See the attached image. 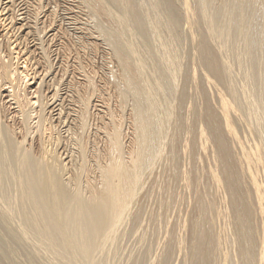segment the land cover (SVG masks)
Wrapping results in <instances>:
<instances>
[{"label": "bare ground", "instance_id": "1", "mask_svg": "<svg viewBox=\"0 0 264 264\" xmlns=\"http://www.w3.org/2000/svg\"><path fill=\"white\" fill-rule=\"evenodd\" d=\"M177 1H175V0H147V1H144V3H142L143 0L142 1L141 0L140 1L139 0H83L84 3L82 5H84V4L87 5L88 7H90V10L95 12V15H94L95 20L102 18V20L105 21V22H102V21L100 22V20H99L96 23V25H94V26H95L98 34L100 36H102L104 38V40L108 43L109 47H111V49H112L111 56L113 55V57H114L113 59H115L117 65H118L119 72H118V74L116 73L117 75H119V76H117L118 78H116V79H118V81H116L117 82L116 84L113 81V86H112L113 88H115V89H113V88L112 89L116 91L114 94L116 96L113 95L115 97L114 99L117 98L116 103H118V106L117 105H115V106L119 107L120 110H122V107H124L126 105L127 106L130 105V112L128 113V115L130 116V122L132 124V132L130 135L131 138H129L130 139L129 143L126 145L125 144L126 141H124V138L126 137V135L124 137V133L122 131V128L124 129L123 124H122V119H123L124 115L121 114L123 116V117H121V115H119V114L116 115L114 112L113 113L115 115L113 113L110 114V111L108 110L107 111L109 113V114L107 113L108 118L106 119V117H105V119L107 121H104V123H102L100 121L101 118L100 119L98 118L100 125L102 123L101 126H102L103 138L100 137V136H102L100 134V131L98 132L100 134L99 137L102 139V141L101 142H100V140L98 141L97 140V138H98L97 134L95 136V135H93V133H92L93 138L91 139L92 135L90 137L89 136L90 132H87V129L89 128L87 125V119H88V117H90V116H88L89 115L88 114V111H89L88 105H90L89 104L91 102L90 100L92 99V97H94V95H93L94 91L96 93L98 91L97 88L99 89V87H97L98 85H96V83L94 86V84H93L94 81L92 82V79L94 78L93 76H91L92 79L86 78V80H85L86 83L83 86L81 85V86L72 88L74 90L72 95L74 94L73 96H74L75 100H74L73 96L72 95L71 96L73 98L74 103L76 102V104H78V105L77 106L74 105L75 106V110H74L75 112L74 113L77 112L76 113L77 116L72 114L73 116L77 117V118L74 117L76 119V124H77V128L74 131L75 132L74 134L76 136H75V138L72 137L71 139H73V140L75 139L74 143H76L77 147H75V148H77V149H76L75 155L73 154V152L71 153L75 156L76 159L74 158L75 162H74L72 167L70 166L71 169H68V170H67V167L65 168V165H64L65 162H62L61 158L59 157V154H58L59 150L57 149L58 146H60L59 144L61 141H60L59 135L61 133L60 134L58 133L59 135L58 134L56 135L55 133H52V131H51L52 127L49 131L48 128L50 126L48 128L46 126L50 122L49 121L47 123V118L45 117V115L42 112V110L44 109V107L46 105L44 107L42 106L43 108H41V109L39 108L38 109L39 112H37L35 114V116L32 117V115H34V114H32V115L30 114V112L32 110L30 111L29 108H31V106L33 107L34 105H36V102H37L36 101V99H37L36 95L32 97V98H36V99H34V101H32V99H30V97L27 96V93H26L27 90L25 91L26 94L24 93V90L27 87L25 88L24 86H19V83L22 81L21 79L23 77H20V82H17V81H19V80H17L18 79L17 76H18L19 71H17L18 69L16 68V66L12 67V64L10 62L12 60V58H10V56L6 54L7 56H9V59H11V60H9V59L6 60L5 58L3 60H1L3 57L0 55V58L2 57L0 59V109L2 107L6 106V109L9 112H7L6 110L5 111L9 114L7 117L10 119V124H9V122H8V124H6L7 122L4 124L0 123V197H1V201L4 200V202H5L6 200H9L8 199L9 196L6 195V191H7L6 189H7V187H8V189L10 187H13L14 188V194H13L14 200L13 201L15 203V204H8V205L6 204V206H4V207L0 206L2 208V209L0 208L1 209L0 211H1L2 218L4 216L3 219H10L11 218V220H12V217H14L13 215L15 213L16 214L19 213V215L17 214L19 216L18 217L19 218L18 219L19 220V227H18V229L12 230L11 234H9V235H11V236L13 235V236L17 237L18 239H24L27 242H28L27 239H29L30 242L36 244V246L38 247V250L39 249L43 250L44 252H42V253H46L44 256H46V255L49 256V257L47 256L49 258L48 264H94L93 263V259H94L93 257H95L94 252H96L97 249H102L103 247H106L105 246L106 244H111L114 241L113 236L117 233L120 225L123 224V222L125 220H127V218H131L132 222L136 221L137 218H140L139 214H142L143 211L145 213V210L144 209L141 210V207H140L141 206L140 204L144 203L143 200H142L143 202H141L140 204L138 203V206L137 205L135 206V207H137V210L135 212H133L131 210L133 208V206H132L133 200L137 194V190L140 186V183H145V181L142 180L143 175L144 174L147 175L149 172L150 173L153 172V171H151V168L153 166H155V164H154L155 161L160 159L162 154L164 153L163 151H164V144L165 143L163 142V140L165 141L164 138H167V137H165V135H168V132H169V134L171 132V136H168V137H171L170 138L171 143L169 146V148H170L169 153H171L172 155L174 154L173 155L174 166H172V167H175L178 165L179 156L182 155L181 153H179V152H181L180 142H183V141H181L183 138L182 134L184 132V133H188V135H189V133L194 132V131H192V127H194L196 125L195 122L199 119H202V121L204 123V124L203 123L202 124L205 125L204 127L207 130V135L210 138V139L209 138L208 139L213 143L212 149H214V151H215L214 153H215V157H216V163L214 164L215 165L214 167H216V168L218 167V170H219V174H217V172L216 173L214 172L215 174L207 172L206 175L208 177L205 176V178H206V180H208V178H209V180H212L214 182V185H215V183H218L220 181L221 185L225 188V189H222V191L225 190L224 194L227 193V196H228L229 203L228 202H226V203H228L230 205V207L228 206V204L225 206L230 208V209L228 208L229 210L227 209L228 212L230 213V217L226 214L225 215L228 216V218H229V220L227 221V224L229 222L233 227V235H234V240H235L234 242L236 244L233 247L235 248V246H237V252H235V254H234L235 256L233 255L236 259V261H234V263H233V260L231 258L232 256H230L231 253L230 254H228V252L223 253V250H225V249L222 250V248H226V247H224L225 245L224 246L221 245L222 244L221 237L217 236L214 232V228L217 227V224H214L216 222L214 219L216 216H218V214H219L218 212H220V209L217 212L215 209L217 204L214 205L212 200H209L208 198H206L205 193H203V191L204 192L208 191V193H209V190L203 189V191H201L202 189L199 190V188H201V187H199V188H196L197 189L196 191L199 190L201 193L200 192L197 193V198L195 196L196 202H193V205H194V203H195V205L193 206L190 203H188L191 206H193V208L189 207L188 209L192 208L193 211H192V214H191V217L189 220L190 231L187 230L191 233V237H192L191 239H188L189 241L191 240L190 241L191 244L189 245L190 248H188L189 246L186 247L188 250L185 248L187 251H189L187 253L190 256L187 258V261L190 260L189 261L190 264H257V248H256L257 247V244H256L257 243V240H256V238H257V229H256L257 227L256 226L257 225L255 226L256 222L254 223L253 217L255 218L254 215H255V212H257V210L259 211V214L262 211V206L264 205V192L257 190L260 188L257 186V183L255 182L254 178H252L250 180L251 181V188L250 187L248 188V186H246L248 184L245 185L241 181V179H242L241 175L243 174V172H242L243 166L242 165L240 166L239 163H241V162L238 163L237 158H235L233 156V153L231 150L232 149L231 140H233V141L237 140L236 132L234 129V126H235L234 123H236V122L241 123L242 122L247 127L246 129H248V131H249L248 133H250V136H251V134H252V137L254 136V142L253 143H254L256 150H257V139L259 140V146L261 147V151L258 148L260 151V154L258 153V155H259V163H261V165H262L261 161L264 158L263 157L264 156V34H263L264 33V4H263V6H259V4L257 5L258 0H225L223 2L220 1L222 3H220L217 7L215 5L213 7L212 3H214V2H212L211 0H194L195 3L193 4L192 7H194L195 11L198 13V17H197L198 19L197 18L196 19L198 20L200 25L198 24L199 27L197 26V28L199 30L198 32L201 33V38H200L199 44H197V45H199V62H200L199 64L202 66V67L201 66H199V67L204 68V70L207 73V76H209L210 79L213 78L215 83L217 84V86L220 87V89H222L223 92H221L222 90L221 91L219 90L220 92L217 91L218 92V99H217L218 102L216 103V101H215L217 106L215 104H213L215 107H212L211 104H209L211 101L208 102V99L203 100L205 103H202L199 100L200 104L202 103V105L204 107V109H201L199 107L201 109V111L199 110L201 112V114H200V112H198L200 115L195 113V111L194 112L192 111L195 109H192V110L190 109L191 110L190 112L191 113L193 112V114H190V112H188L189 111L188 109H189V107H192V106H189L188 109L186 107V109L188 110L187 112L190 115H193V119L194 120L197 119L194 122L190 118H188V119H190L189 123H188L187 117H186V119H187L186 120L184 117L185 114L182 115V112H181V110L183 109L182 106L183 105L186 106V104H184V103L191 104V105L193 103L191 97H190V99H191L190 102H192V103L186 102V99H185L186 96H188V95H185V91L188 92L190 90L188 88L189 89L188 91L187 90L184 91V87H183L184 85L187 84L186 81L189 82V80H187L188 79L187 76L184 74L185 77L187 78L186 81H184V80L182 81V82H185V83H183L184 85L179 83L182 85L181 86L182 90L180 87H178V88H180L178 90L179 91L181 90V92L178 93L179 99L177 101V106L172 105L173 101L170 103L167 100V96L169 98L170 95L167 93V96H166V93H165L167 91V89H169L168 90L169 92H170V89L174 90L172 92L174 94L179 92L177 90V92L175 93V90H176L175 88L177 86L175 88L173 87V86H175L174 83L177 82V80H175L176 79L175 77L177 75L174 74L175 72L174 73L172 72L173 70H170L173 68L175 70H177V68L179 67V66L177 67V64H178L177 59H179V53L177 52V50H179L178 45L175 42L176 43L175 45H177L176 47L178 48L177 50L174 47L172 48V45H174L173 43L170 44V46L168 45L169 43H171V36L172 35L171 36H165L166 38L167 37L170 38V40H169L170 42L168 44H166L167 42H162V44L165 43L163 46L164 48L161 50V53L163 52V56H162L163 58H161V59L159 58L160 60H162L161 61L162 64L161 63L160 64L163 66V62H164V66L166 65L165 67L167 69L163 68L164 70L162 71L160 68V71L159 72L157 71V73H155L156 71L154 72L151 70L149 71V73H147L148 71L146 68L149 67L147 65L148 63L146 61H144L146 59L143 60L142 57L144 55L142 56V54L139 53L140 48L137 49L138 47H141V46H137L139 44L134 45V43H136L137 39H135L134 42H132L133 40H130V39H132V38L134 39V37L133 36L131 37L130 34H132V33L128 32L131 30V28L132 29L134 28L135 30L134 29L133 30L136 32V35L134 33L133 34L137 37L142 34L141 35L142 39L143 38L147 39V36H145V35H149L148 33H150V35L151 34L154 35V36L151 35L150 39H148V40H146V39L143 40L146 42L148 41L147 44L153 43V45L158 40L154 43V41L151 40V37H153V38L155 37V40H156V37L160 38L161 35L159 34V30L161 28H162V30L165 29L170 34L175 35V33H173V31L176 28L177 24H179L178 26H180V27L182 25V28H184L183 25L185 23H183V22H185V20L181 24L179 23V21L184 19L183 16L185 17V14L187 15L189 13H192V11L189 12L190 8L189 9L186 8L187 5H184V6L182 5L183 7H180L177 5L178 6L177 7L175 5V4H178ZM179 1H181V0H179ZM147 2H148V5H146ZM214 4H216V3H214ZM260 4H261V1H260ZM13 6H15V5H13ZM7 7L5 8L6 10H7ZM84 7H86V6H84ZM88 7H86V8H88ZM114 7L117 10H114L115 9ZM10 8L8 10H10ZM40 8H42V7L40 6ZM257 8H259V9H257ZM36 9H37V7L35 8V10ZM162 10L165 13H161ZM257 10L261 11V13H258L259 16H257V12H258ZM115 11H118V13ZM11 12H12V10H11ZM92 14H94V13H92ZM161 14H163L162 19H163V17H165V19L167 18V20L163 19L166 22L162 21L163 22L162 23L161 20L159 19L161 17ZM260 14L262 15V17L260 16ZM10 15H12V13ZM15 15H16V13H15ZM34 16H35V14H34ZM34 16H33V21L36 18V16H35V18H34ZM188 17H186V21H189V20H187ZM26 18H28V17H26ZM257 18H261V19L263 18V21H261L262 24L259 25V27L257 25V22L260 19L257 20ZM12 20H13V18H12ZM51 21H52V19H51ZM91 21H93V20L91 19ZM24 22H27V21H24ZM88 22H89V20H88ZM186 23H187L186 27H188L189 22H186ZM193 23H195V22H193ZM130 24H132V27L130 26ZM191 26H193V24ZM189 28H190V25H189ZM257 28H258L259 33H260V31H262L261 33H262L263 37L261 38V40L257 39V36H258L257 35L258 34ZM37 31H39V30H37ZM86 31H88V30H86ZM138 32L140 33L139 35L137 34ZM64 33L65 32H63V34ZM160 33H162V31ZM157 34L159 36H157ZM125 35H128L131 38H128V36H125ZM165 35H167V33H165ZM183 35H182V37L185 36V35L184 36ZM141 36H139V37H141ZM37 38H38V36H37ZM65 38H67V37H65ZM226 38H229V39H226ZM164 39L165 38H163L161 41H163ZM149 40L152 41V43ZM226 40H228V41L231 40V41L228 42ZM23 41H25V40H23ZM71 41H69L68 43L66 42V45L69 46ZM74 41H77V40H74ZM141 41L139 43H142ZM173 41H175V40H173ZM224 41L227 43H224ZM20 42H22V41H20ZM177 42H178V40H177ZM231 42L232 43L234 42L236 44L235 45L234 44L229 45V43L231 44ZM59 43H60V41H59ZM179 43L181 45L183 44L180 41H179ZM150 44L148 45V47L150 48L151 52H153L154 48ZM162 44L160 42L161 46H162ZM190 44H191V42H190ZM159 46H157V47L159 48ZM187 46H188V44H187ZM63 47H65V49H66V46H63ZM195 47H197V46H195ZM68 48L71 49L72 47H68ZM185 49H187V48H185ZM7 50H8V48H7ZM148 50L149 49H147V51ZM57 51H58V48H57ZM197 51H198V48H197ZM225 51L230 52V53H228L229 55L226 54L227 52L225 53ZM141 52H143V51L141 50ZM6 53H9V52H6ZM143 53H145V52H143ZM147 53L148 52H146V54ZM155 53H157V52H155ZM224 53H225V55H224ZM15 54H17V53H15ZM157 54H154V55L156 56ZM191 54H193V53H191ZM37 55H38V53H37ZM154 55H153V57H154ZM12 56L13 55H11V57ZM145 56L146 57L148 56V58H150L149 56H152V53H151V55H149V53H148V55H145ZM157 56H159V55H157ZM185 56L187 57V55H185ZM229 56H231V57L229 58ZM160 57H161V55H160ZM13 59H15V58H13ZM157 59H158V57H157ZM43 60H44V58H43ZM150 60H151V58H150ZM14 61H13V63H14ZM25 62H26V59H25ZM144 62L146 63L145 65H147V66L144 65ZM185 62H183V63H185ZM16 63H18V62L16 61ZM24 63L22 65V67L24 66ZM31 63H33V62H31ZM51 63H49V64H51ZM40 64H42V63H40ZM44 64H46V62ZM13 65H15V64H13ZM78 66H80V65H78ZM185 66H183V67H185ZM18 67H20V66L18 65ZM51 67H53V65ZM169 67H172V68L169 69ZM23 68H25V67H23ZM27 68H29V67H27ZM27 68H25L24 70H26ZM61 68H63V67H61ZM118 68H117V71H118ZM185 68H184V71L186 72ZM193 68H194V66H193ZM46 69H48V68H46ZM235 71L239 72V76L241 77L240 80L242 81V83L237 79L238 76L236 77L237 73L235 74L234 73ZM21 72H23V71H21ZM48 72H49V70H48ZM152 72H154V73L150 74ZM27 74L28 73H26V75ZM83 74H85V73H83ZM61 75H63V74L61 73ZM192 75L190 74L189 79L194 78ZM22 76H23V74H22ZM24 76H25V74H24ZM71 76H73V75H71ZM83 76H85V75H83ZM53 77H55V76H53ZM183 77L184 76H182L181 78H183ZM234 77H236V79H237V81H239L240 85L236 84V80ZM34 78H31V81ZM61 80H62V78H61ZM39 81H40V79H39ZM67 81H68V79H67ZM70 81H68V82L70 83ZM173 81H175V82H173ZM22 82H24V81H22ZM51 82H55V81L52 80ZM107 82H109V81H107ZM206 82L208 83L209 80L206 79ZM212 82H213V80H212ZM25 83H26V80H25ZM26 84L23 83V85H25V86H26ZM107 84H109V83H107ZM172 84H174V85L172 86ZM204 84H205V82H204ZM29 85L32 87V85H34V82H29ZM114 85H115V87H114ZM188 85H189V83H188ZM30 86H29V88H31ZM21 87H24L25 89H22V91H21L20 90ZM38 87L33 88L32 92L34 94L38 93V95H39V93L41 92V91H39L40 89ZM70 87H72V86L70 85ZM100 91H102V90H100ZM40 94L43 95L42 92ZM53 94H54V96L56 95L55 93H53ZM65 94H67V93H65ZM112 94H113V92H112ZM190 94H191V91H190ZM100 95H102V94H100ZM57 96H58V94H57ZM173 96H175V95H173ZM201 96H202V94H201ZM203 96H204V93H203ZM205 96L203 98H208ZM39 97H41V96H39ZM38 100H39V98H38ZM71 101H72V99H71ZM103 101H104V99H103ZM187 101H189V99ZM204 104H205V106H204ZM58 106H59V103H58ZM197 106H196V104L193 105V107H195V108ZM107 107H109V106L107 105ZM175 107H177V108H175ZM113 108H116V107H113ZM174 108L177 109V111ZM125 109H126V107H125ZM127 109H128V107H127ZM174 110L176 111L175 114H174ZM118 111H119V109H118ZM0 112H2V110ZM59 112L57 113L58 115H59ZM7 113H6V115H7ZM53 113H55V112H53ZM1 114L3 117V113H1ZM49 114H51V113H49ZM190 115H187V116L189 117ZM129 116H128V118H129ZM197 116H198V118L199 117L200 118L198 119ZM32 118L36 119V120H34L32 122L31 121V120H33ZM125 118H126V116H125ZM101 120L103 121V119H101ZM128 120H126V121H128ZM202 121L199 120L200 123ZM2 122H4V121L2 120ZM73 122H74V120H73ZM238 123H237V125H238ZM126 124L127 123H125V125ZM48 125H50V124H48ZM100 125H98V126L100 127ZM55 126H56V124H55ZM70 127L72 128L73 126H70ZM74 127L72 129L71 128L70 129L73 130ZM86 127H88V128H86ZM128 127H130V125ZM169 128H171L170 131H168ZM238 128H239V126H238ZM95 129H99V128L97 127ZM67 130H68V128H67ZM89 130L90 129H88V131ZM243 131H244V129H243ZM53 132H55V131H53ZM71 132H73V131H71ZM18 133L20 134V138H17V136H16V134H18ZM201 133H200V136H201ZM32 134L36 135V137H37V141H38V142L36 141L37 146L35 145V142H34L35 140L33 141L31 139L33 137ZM71 135H73V133H71ZM71 135H70V137H71ZM195 136H197V135H195V132H194L193 137H195ZM186 137H184V138H186ZM67 138H69V137H67ZM190 139H192V140H190ZM190 139L187 138V140L191 141V142L187 141L191 144L190 146H188V147H191V149H190L191 152H188V153L191 157L194 158L195 154H194L193 145H197V142L195 141L197 138L196 137L195 138L190 137ZM61 140H63V139H61ZM183 140H185V139H183ZM64 141H66V140H64ZM74 143H72V144H74ZM200 143H202V142H200ZM167 144H169V143H167ZM166 146H168V145H166ZM181 146H183V148H186V147H184V145H181ZM205 147H206V144H205ZM249 147H251V146H249ZM249 149H250V151H252L251 148H249ZM57 150H58V153H57ZM185 150H184V153H185ZM252 152L250 153V156L253 155ZM184 153H183V155H184ZM65 154H66V151H65ZM234 155H236V154H234ZM60 156H62V155H60ZM68 156H71V155H68ZM248 156H249V154H248ZM71 158H73V157H70V159ZM194 159L192 160V162L194 161ZM162 160H163V158H162ZM244 160L247 161V158ZM70 161H72V159L69 160V162ZM164 161H163V163H164ZM248 161H250V159H248ZM248 164L251 165L252 162H248ZM253 164H254V167L257 168V157L255 159V163H253ZM188 165H189V162L187 163V166ZM244 165H245V163H244ZM249 165L247 168L252 167V165L251 166H249ZM159 166L161 167L162 165L160 164ZM163 166H164V164H163ZM245 166H247V162H246ZM181 168H182V166H181ZM183 169H185V168H183ZM65 170L66 171L71 170V171H69L71 174V176H70L71 181H67V182L64 181L63 175L65 173ZM180 170H178V168L176 167L174 172L167 177V178H169L168 181L166 180L167 178L165 179V183L167 184L166 189H167V191L170 190V193H171V189L173 191L174 188H171V189H169V188L172 186L176 187L180 181L185 182V186L187 187L191 184L190 182L194 181V179H195L194 177H195L196 173L193 172V170L190 172L188 171L189 172L188 174H186L185 172H182V171H181L182 172L181 173ZM249 172H250V170H249ZM194 173H195V175H193ZM157 174L159 175L160 173H157ZM250 174H251V172H250ZM204 175H202V177ZM66 176H68V175H66ZM148 176L150 177L151 174ZM162 176L164 178V175H162ZM252 177H253V175H252ZM153 178H155L154 175H153ZM65 179H67V177ZM244 179H245V177H244ZM141 180L143 182H141ZM156 181L159 182L158 179ZM250 181H249V183H250ZM69 182H70L71 186L68 185ZM198 182H200V181L198 180ZM151 183L153 184V182H151ZM152 184L150 185L151 187H152ZM197 184H195V185H197ZM199 184L197 186H199ZM206 184L208 185V183H206ZM154 185L155 186H153V188L156 187L157 184L154 183ZM192 185L195 186L194 184H192ZM192 185H191V188L193 187ZM160 186H162V185L160 184ZM200 186H202V183ZM159 188H161V187H159ZM179 188L182 189L183 187H179ZM210 188H211V184H210ZM210 188L208 187L206 189H210ZM155 189L157 190L158 186ZM180 189H178V190H180ZM194 190H195V188H194ZM147 191L149 192L150 190H147ZM211 191H213V190H211ZM192 192L193 191H191L190 193H192ZM149 193H151V191ZM177 193H178V191H177ZM165 194H163V195H165ZM184 194H186V193H184ZM192 194H194V192ZM209 194L211 195V193H209ZM173 195L174 194L169 195V196H172L174 198ZM181 195H183V194H181ZM149 196H153V195L149 194ZM149 196L147 194L148 198H149ZM219 196L222 197V195H219ZM189 197H190V195H189ZM159 198H160V196H159ZM150 199H151V197H150ZM193 199H194V196H193ZM226 199H225V201H227ZM167 200H169V205H170V202L173 199L170 201V198L169 199L167 198ZM176 200H178V199H176ZM189 200H191V198ZM154 201H155V199H154ZM154 201H152V202H154ZM186 201H187V199H186ZM192 201L193 200H191V202ZM4 202L2 201L1 203H4ZM145 202L147 203V201H145ZM163 202H161V203H163ZM176 202H178V201H176ZM221 202H222V199H221ZM182 203H183V201H182ZM214 203H215V201H214ZM216 203H217V201H216ZM178 204H179V202H178ZM148 205L149 204H147V206H145L144 208L146 209L148 207ZM152 205H154V204H152ZM169 205H168V207L170 209ZM180 205H181V203H180ZM142 206H144V205L142 204ZM179 208L180 207H178V209ZM181 208H182V206H181ZM129 213H131L133 215L131 216V214H130L131 217H129ZM144 213L142 214L143 216L146 215V214L144 215ZM157 213H158V211H157ZM224 213L219 214V216L222 215L223 217H225ZM16 214H15V216H17ZM180 214L183 217V214L181 212H180ZM178 215H179V213H178ZM222 216H221V218H222ZM143 218H140V219L142 220ZM150 218H151V216H150ZM185 218H187V214H186ZM185 218H183V219H185ZM230 218H231L232 223L230 222ZM179 219H181V217H179ZM218 220H219V218H218ZM1 221H3V220H1ZM150 221H152V219ZM224 221H226V220H223V222ZM136 222H137L136 224L139 225L138 227H141L140 223L138 224V221H136ZM10 223H11V221H10ZM0 224H2V223H0ZM126 224H128V223H126ZM154 224H155V222H154ZM7 225H9V224H7ZM135 225L133 224V226H135ZM177 225H179V224H177ZM214 225H216V226L214 227ZM224 225L226 226V223ZM136 226L134 228H136ZM176 226H174L173 228H175ZM229 226H228V228H229ZM155 227H156V225H155ZM155 227H154V229H155ZM186 227H187V225L185 226V228ZM173 228H172V230L169 228L171 231V232L169 231L170 233H172ZM183 228H184V226H183ZM154 229H153V231H154ZM221 229H223V228H221ZM226 229H224V230H226ZM151 230H152V228H151ZM175 231H177L176 228H175ZM216 231H217V229H216ZM135 232L136 231L134 230V233ZM221 232H222V230H221ZM219 233H220V231H219ZM175 234H172L171 237L168 239L169 241L167 244L168 245L167 246V253L169 251L174 250L175 249L174 247L175 246L177 247V245L179 244L178 243L176 245V239H175L176 237L174 236ZM230 235L232 236V233H230ZM230 235H228V233H227V237ZM223 236H225V235H223ZM167 238H168V236H167ZM189 238H190V236H189ZM230 240H231V238H230ZM232 241H233V239H232ZM228 243H230V242H228ZM260 243H261V241H260ZM223 244H224V242H223ZM181 245L182 244H180V248H181ZM26 246H27V244H26ZM226 246L228 247L229 244H227ZM28 247H29V245H28ZM229 247L228 248L231 250V246H229ZM182 248H183V246H182ZM164 249L162 250V253L165 251ZM102 250H104V249H102ZM258 250H259V255H260L258 264H264V262H263L264 243L261 244V246ZM226 251H228V250H226ZM14 252H15V250H14ZM142 252H144V250ZM172 252H173V254L175 253V251H172ZM0 253H2V251H0ZM184 253H186V252H184ZM4 255L1 254L0 257L3 258ZM221 255H222V262L218 263V257ZM11 256H12V254H11ZM34 256H36V255L34 254ZM100 256H101V254H100ZM100 256H99V258H101ZM160 256H161V257H159L160 261H159V258H157V260L160 262V264H166L165 261L169 262V260H166V256H167L166 252H164V255H161V253H160ZM131 260L134 261L133 259H131ZM139 262L142 263V261H139ZM144 263H146V261ZM129 264H130V262H129ZM187 264H189V263H187Z\"/></svg>", "mask_w": 264, "mask_h": 264}, {"label": "rangeland", "instance_id": "2", "mask_svg": "<svg viewBox=\"0 0 264 264\" xmlns=\"http://www.w3.org/2000/svg\"><path fill=\"white\" fill-rule=\"evenodd\" d=\"M5 3H4V2ZM13 1V2H12ZM33 1V2H32ZM39 1V2H38ZM0 0V55L3 57H1L0 59L1 60H3L4 58L6 59V60H8L9 59V56H10V58H12V60L11 59H9V60H11L10 62H11V64H12V67H14V66H16V68L18 69L17 71H19V73H18V79L17 80H19V81H17V82H20V77H23L21 80L22 81H24V82H20L19 83V86H24V87H21V91H22V89H25L24 90V93H25V91H26V93H27V96L28 97H30V99H32V101H34V99H36V98H32L33 96H35L36 95V97H37V99H36V105H34L33 107L31 106V108H29V110L32 112H30V114L32 115V114H34V115H32V117H34L35 116V114L37 113V112H39L38 111V109L40 108H43L45 105V107H44V109L42 110V112H43V114L45 115V117L47 118V123L48 124H50V125H46L47 126V128L49 129V131H50V129H51V127H52V129H51V131H52V133H55L56 135L59 133H61L59 136H60V146H58V150H59V153H58V150H57V153L59 154V157L61 158V160H62V162H65L64 163V165H65V168L67 167V170L68 169H71V167L73 166V164H74V162H75V153H76V149L77 148H75V147H77L76 146V143H74L75 141V139L73 140V139H71L72 137L73 138H75V130H76V128H77V124H76V119L75 118H77V117H75V116H77V112L76 113H74L75 111V106L74 105H78V104H76V102L74 103V101H73V98H74V94L72 95V93H73V89L72 88H75V87H78V86H83L86 82H85V80H86V78H91L92 79V77L91 76H93L94 78L92 79V82L94 81V86H95V83H96V85H98L97 87H99V89L97 88V92L95 93V91H94V97H92V99L90 100L91 102L89 103L90 105H88V116H90V117H88V119H87V125H88V127H86V128H88V129H90L89 131H88V129H87V132H90V137H91V135H92V133H93V135H95L96 136V134H97V137L99 138H97V140L99 141L100 140V142L102 141V139L101 138H103V133H102V123H104V121H107L106 119L108 118V110L110 111V114H112L113 112L117 115V114H119V115H121V114H123L124 115V117L121 115V117H123V119H122V124H123V127H124V129L122 128V131H123V133H124V137H125V135H126V137L124 138V141H126L125 142V144L127 145L128 143H129V138H131V132H132V124H131V122H130V116L128 115V113L130 112V105H126V106H124V107H122V110H120V108L119 107H117L118 106V103H116V101H117V98L116 99H114L115 97L114 96H116V95H114L115 94V90H113V89H115V88H113L112 86H113V81L115 82V84L117 83L116 81H118V79H116V78H118L117 76H119V75H117L118 74V72H119V68H118V65H117V63H116V61H115V59H113L114 57H113V55L111 56V53H112V49H111V47H109V45H108V43L104 40V38L102 37V36H100L99 34H98V32L96 31V28H95V26L94 25H96V23L100 20V22L102 21V22H105L104 20H102V18L100 19H97V20H95V18H94V15H95V12H93L92 10H90V7H88L87 5H82L84 2H83V0ZM41 1V2H40ZM140 1V0H139ZM142 1V0H141ZM144 1H147V0H143V2L142 3H144ZM175 1H177V0H175ZM212 2H214V3H216V4H214V3H212V5H213V7H214V5L217 7L220 3H222L223 1H225V0H211ZM220 1H222V2H220ZM260 1H261V4H260ZM17 2V3H16ZM67 2V3H66ZM10 3V4H9ZM13 3V4H12ZM177 3L178 4H175L176 6L178 5V6H180V7H183L184 5H187V7L186 8H190L189 10V12H191L192 11V13H189V14H185V17L183 16V20H181V21H179V23L181 24L184 20H185V22H183V23H185L184 25H183V27L184 28H182V25H181V27L180 26H178L179 24H177V26H176V28L174 29V31H173V33H175V35L174 34H170L168 31H166L165 29L164 30H162V28L159 30V34L161 35L160 36V38L159 37H156V40H155V37L153 38V37H151V40H153L154 41V45H153V43H152V41H150L152 44H150V45H152V47L154 48H152L154 51L153 52H151V50H150V48L148 47V45L149 44H147V42L146 41H143L144 39H146V38H143L142 39V34L141 35H139L140 33L138 32L137 34L139 35V36H141V37H137V36H135L136 35V32L131 28V30L130 31H128V32H131L132 34H130V36L132 37H134V39L132 38V39H130V40H133L132 42H134V40L135 39H137L136 40V43H134V45L136 44H139V45H137V46H141V47H138L137 49H139L140 48V52L139 53H141L142 54V56L144 55H148V53H149V55H151V53H152V56H149L150 58H151V60H150V58H148V56L146 57H142L143 58V60L144 59H146V60H144V61H146L148 64V66L149 67H145L146 69H147V73H149V71L151 70V71H156L155 73H157V71L159 72L160 71V68H161V70L163 71L166 67V65L164 66V62H163V66L161 65L162 63H161V61L162 60H160L161 58H163L162 56H163V52L161 53V50L164 48L163 46H164V44H162V42H167L166 44H168L170 41V38L169 37H165V36H171V43H169L168 45L170 46V44H174V45H172V48L174 47L176 50L179 48V50H177V52L179 53V59H177V70H175L174 68L173 69H170V68H172V67H169V69L170 70H173L172 72L174 73V74H176L175 76V80H177V82H175V81H173V82H175L174 84H175V86H173L174 84H172V86L175 88L176 86V90H175V93L177 92V90L178 89H180L181 88V90H182V85L181 84H183V83H185V82H182L183 80L184 81H186V79L187 80H189V82L188 81H186V85H184L183 87H184V91L185 90H189L188 92H186L185 91V95H188V96H186V102H188V103H192V105L191 104H187V103H184V104H186V106L185 105H183L182 106V108L184 109H182L181 110V112H182V115L183 114H185L184 115V117H185V119H186V117H187V119L188 118H190L192 121H196V120H194L193 119V115H190V114H193V112L195 111V113H197L198 115H200L201 114V109H204V107H203V105H202V103H205L203 100H205V99H208V102L209 101H211L209 104H211V106L212 107H215L213 104H215L216 105V103L218 102V92H220L222 89H220V87H218L217 86V84L215 83V81H214V79L212 78V79H210V77L209 76H207V73H206V71L204 70V68H201L202 66L199 64L200 62H199V45H197V44H199V41H200V38H201V33L200 32H198L199 30H198V28H197V26L199 27V22H198V13L195 11V8L194 7H192L193 6V4L195 3L194 2V0H181V1H177ZM12 4V5H11ZM20 4V5H19ZM146 4V3H145ZM259 4V6H263V4H264V0H258L257 1V5ZM9 5V6H8ZM13 5H15V6H13ZM32 5V6H31ZM109 5V4H108ZM146 5H148V2H147V4ZM183 5V6H182ZM8 6V7H7ZM40 6L42 7V8H40ZM84 6H86V7H88V8H86V7H84ZM110 6V5H109ZM177 6V7H178ZM7 7V10L5 9ZM11 7V8H10ZM37 7V11L35 10V8ZM111 7V6H110ZM258 7V6H257ZM10 8V10H8ZM40 8V9H39ZM45 8V9H44ZM85 8V9H84ZM115 8V7H114ZM39 9V10H38ZM54 9V10H53ZM257 9H259V8H257ZM11 10H12V12H11ZM19 12H18V11ZM34 10V11H33ZM49 10V11H48ZM114 10H117L116 8L114 9ZM39 11V12H38ZM90 11V12H89ZM163 11V10H162ZM161 11V13H165L164 11L162 12ZM258 12H257V16H259V14L258 13H261V11L260 10H257ZM12 13V15H10L11 13ZM31 12V13H30ZM35 12V13H34ZM55 12V13H54ZM115 12H117L118 13V11H115ZM3 13V14H2ZM15 13H16V15H15ZM52 13V14H51ZM92 13H94V14H92ZM34 14H35V16H36V18H35V16H34ZM38 14V15H37ZM50 14V15H49ZM54 14V15H53ZM82 14V15H81ZM88 14V15H87ZM29 15V16H28ZM85 15V16H84ZM87 15V16H86ZM25 16V17H24ZM31 16V17H30ZM33 16H34V18H35V20L33 21ZM162 16H163V14H161V17L159 18L160 20H161V22L162 21H164V20H167V18L165 19V17H163V19H162ZM165 16V15H164ZM189 16V17H188ZM260 16L262 17V15L260 14ZM9 17V18H8ZM26 17H28V18H26ZM54 17V18H53ZM90 17V18H89ZM186 17H188L187 18V20H189V21H186ZM12 18H13V20H12ZM89 18V19H88ZM197 18V19H196ZM51 19H52V21H51ZM91 19L93 20V21H91ZM105 19V18H104ZM182 19V18H181ZM195 19V20H194ZM260 19V20H259ZM5 20V21H4ZM10 20V21H9ZM64 20V21H63ZM84 20V21H83ZM88 20H89V22H88ZM257 20H259L258 22H257V25H258V27H259V25H261L262 23H261V21H263V18L261 19V18H257ZM13 23H12V22ZM24 21H27V22H24ZM51 21V22H50ZM197 21V22H196ZM6 22V23H5ZM10 22V23H9ZM24 22V23H23ZM69 22V23H68ZM164 22H166V21H164ZM186 22H189L188 24L190 25V28H189V25H188V27H186L187 26V23ZM193 22H195V23H193ZM43 23V24H42ZM93 23V24H92ZM163 23V22H162ZM29 24V25H28ZM34 24V25H33ZM193 24V26H191ZM199 24V25H198ZM50 27H49V26ZM41 26V27H40ZM130 26L132 27V24H130ZM94 27V28H93ZM52 30H51V29ZM60 28V29H59ZM88 28V29H87ZM197 30H196V29ZM39 30V31H37V30ZM50 31H49V30ZM62 29V30H61ZM186 29V30H185ZM12 30V31H11ZM55 30V31H54ZM86 30H88V31H86ZM36 31V32H35ZM54 31V32H53ZM57 31V32H56ZM96 31V32H95ZM133 31V32H132ZM162 31V33H160ZM39 32V33H38ZM46 32V33H45ZM63 32H65L64 34H63ZM69 32V33H68ZM86 32V33H85ZM167 33V35H165V33ZM180 32V33H179ZM191 32V33H190ZM193 32V33H192ZM196 32V33H195ZM198 32V33H197ZM262 31H260V33H261ZM13 33V34H12ZM38 33V34H37ZM67 33V34H66ZM182 33V34H181ZM189 33V34H188ZM195 33V34H194ZM257 39H259V40H261V38L263 37V35H262V33L260 34L259 33V31H258V28H257ZM26 34V35H25ZM32 34V35H31ZM35 34V35H34ZM42 34V35H41ZM78 34V35H77ZM127 34V33H126ZM149 35H145V36H147V39L146 40H148V39H150V36L152 35H150V33H148ZM179 34V35H178ZM185 36H184V35ZM193 34V35H192ZM264 34V33H263ZM64 35V36H63ZM182 35L184 36V37H182ZM196 35V36H195ZM198 35V36H197ZM37 36H38V38H37ZM44 36V37H43ZM57 36V37H56ZM125 36H128V35H125ZM149 36V37H148ZM152 36H154V35H152ZM157 36H159L158 34H157ZM187 36V37H186ZM254 36V35H253ZM26 37V38H25ZM60 37V38H59ZM65 37H67V38H65ZM131 37H129L128 36V38H131ZM199 37V38H198ZM255 37V36H254ZM7 38V39H6ZM28 38V39H27ZM52 38V39H51ZM141 38V39H140ZM153 38V39H152ZM160 40H159V39ZM163 38H165L163 41H161ZM197 38V39H196ZM14 41H13V40ZM27 39V40H26ZM40 39V40H39ZM72 41H71V40ZM97 39V40H96ZM140 39V40H139ZM226 39H229V38H226ZM5 40V41H4ZM23 40H25V41H23ZM40 42H39V41ZM44 40V41H43ZM74 40H77V41H74ZM142 40V41H141ZM173 40H175V41H173ZM177 40H178V42H177ZM190 40V41H189ZM197 40V41H196ZM258 40V41H259ZM20 41H22V42H20ZM35 41V42H34ZM59 41H60V43H59ZM69 41H71V43H70V45L69 46H67L66 45V42L68 43ZM74 41V42H73ZM142 42V43H139V42ZM173 41V42H172ZM179 41L181 42V43H183L182 45L179 43ZM183 41V42H182ZM226 41H228V40H226ZM231 41V40H230ZM230 41H228V42H230ZM24 42V43H23ZM65 42V43H64ZM160 42H161V44H162V46L160 45ZM177 43V45H178V48L176 47L177 45H175L176 43ZM190 42H191V44H190ZM235 42V41H234ZM232 43L231 42V44L229 43V45H235L236 43ZM2 43V44H1ZM29 43V44H28ZM33 43V44H32ZM39 43V44H38ZM58 43V44H57ZM64 43V44H63ZM82 43V44H81ZM144 43V44H143ZM186 43V44H185ZM224 43H227V42H225L224 41ZM31 44V45H30ZM185 44V45H184ZM187 44H188V46H187ZM196 44V45H195ZM92 45V46H91ZM160 45V46H159ZM8 46V47H7ZM40 46V47H39ZM49 46V47H48ZM63 46H66V49H65V47H63ZM136 46V47H137ZM157 46H159V48L157 47ZM195 46H197V47H195ZM19 47V48H18ZM68 47H72L71 49H69ZM156 47V48H155ZM183 47V48H182ZM5 48V49H4ZM7 48H8V50H7ZM15 48V49H14ZM18 48V49H17ZM57 48H58V51H57ZM158 48V49H157ZM185 48H187V49H185ZM197 48H198V51H197ZM4 49V50H3ZM36 49V50H35ZM64 49V50H63ZM74 49V50H73ZM76 49V50H75ZM95 49V50H94ZM147 49H149L148 51H147ZM157 49V50H156ZM194 49V50H193ZM7 50V51H6ZM28 50V51H27ZM30 50V51H29ZM66 50V51H65ZM88 50V51H87ZM141 50L143 51V52H145V53H143V52H141ZM156 50V51H155ZM182 50V51H181ZM192 50V51H191ZM13 53H12V52ZM24 51V52H23ZM27 51V52H26ZM33 51V52H32ZM40 51V52H39ZM64 51V52H63ZM73 51V52H72ZM94 51V52H93ZM184 51V52H183ZM186 51V52H185ZM197 51V52H196ZM231 51V50H230ZM6 52H9V53H6ZM21 52V53H20ZM56 52V53H55ZM85 52V53H84ZM110 52V53H109ZM146 52H148L147 54H146ZM155 52H157V53H155ZM190 52V53H189ZM219 52V51H218ZM227 52V53H226ZM12 53V54H11ZM15 53H17V54H15ZM37 53H38V55H37ZM69 55H68V54ZM161 53V54H160ZM191 53H193V54H191ZM197 53V54H196ZM220 53V52H219ZM225 53L226 54H228V53H230V52H228V51H225ZM225 53H224V55H225ZM3 54V55H2ZM9 55V56H7V55ZM20 54V55H19ZM31 54V55H30ZM36 54V55H35ZM64 54V55H63ZM154 54H157V55H159V56H155ZM189 54V55H188ZM261 54V53H260ZM11 55H13L12 57H11ZM41 55V56H40ZM153 55H154V57H153ZM160 55H161V57H160ZM185 55H187V57L185 56ZM193 55V56H192ZM229 55V54H228ZM56 56V57H55ZM68 56V57H67ZM77 58H76V57ZM184 56V57H183ZM227 56V55H226ZM48 57V58H47ZM63 59H62V58ZM90 57V58H89ZM153 57V58H152ZM157 57H158V59H157ZM193 57V58H192ZM231 56H229V58H230ZM13 58H15V59H13ZM20 58V59H19ZM30 58V59H29ZM37 58V59H36ZM43 58H44V60H43ZM160 58V59H159ZM181 58V59H180ZM188 60H187V59ZM228 58V59H229ZM17 59V60H16ZM25 59H26V62H25ZM28 59V60H27ZM34 59V60H33ZM49 61H47V60ZM50 59V60H49ZM67 59V60H66ZM15 60V61H14ZM23 60V61H22ZM72 60V61H71ZM112 60V61H111ZM114 60V61H113ZM160 60V61H159ZM187 60V61H186ZM232 60V59H231ZM13 61H14V63H13ZM16 61L18 62V63H16ZM46 62V64H44L45 62ZM65 61V62H64ZM75 61V62H74ZM149 61V62H148ZM181 63H179V62ZM186 61V62H185ZM9 62V63H10ZM25 62V63H24ZM31 62H33V63H31ZM52 62V63H51ZM183 62H185V63H183ZM23 63H24V66L23 67H25V68H27V67H29V68H27L26 70H24L25 68H23L22 67V65H23ZM40 63H42V64H40ZM49 63H51V64H49ZM161 63V64H160ZM191 63V64H190ZM196 63V64H195ZM13 64H15V65H13ZM76 64V65H75ZM84 64V65H83ZM146 63L144 62V65H145ZM188 66H187V65ZM193 64V65H192ZM195 64V65H194ZM234 64V63H233ZM18 65L20 66V67H18ZM26 65V66H25ZM28 65V66H27ZM37 65V66H36ZM53 65V67H51ZM55 65V66H54ZM78 65H80V66H78ZM147 65H145V66H147ZM185 66V67H183V66ZM36 66V67H35ZM45 66V67H44ZM47 66V67H46ZM193 66H194V68H193ZM199 66H201V67H199ZM61 67H63V68H61ZM86 67V68H85ZM236 67V66H235ZM36 68V69H35ZM41 68V69H40ZM46 68H48V69H45ZM117 68H118V71H117ZM151 68V69H150ZM164 68V69H163ZM180 68V69H179ZM184 68H185V70H186V72L184 71ZM188 68V69H187ZM190 68V69H189ZM202 70H201V69ZM30 69V70H29ZM44 69V70H43ZM56 69V70H55ZM145 69V70H146ZM149 69V70H148ZM167 69V68H166ZM48 70H49V72H48ZM169 70V71H170ZM190 70V71H189ZM192 70V71H191ZM194 70V71H193ZM204 70V71H203ZM21 71H23V72H21ZM39 71V72H38ZM43 71V72H42ZM80 71V72H79ZM168 71V70H167ZM47 72V73H46ZM66 72V73H65ZM85 73V74H83V73ZM154 72H152V73H150V74H153ZM26 73H28L27 75H26ZM31 73V74H30ZM54 73V74H53ZM61 73L63 74V75H61ZM92 73V74H91ZM96 73V74H95ZM117 73V74H116ZM178 73V74H177ZM183 73V74H182ZM189 73V74H188ZM235 74L237 73V75H236V77L238 76V80L242 83V81L240 80L241 79V77L239 76V72L237 71H235L234 72ZM22 74H23V76H22ZM24 74H25V76H24ZM44 74V75H43ZM46 74V75H45ZM57 74V75H56ZM81 74V75H80ZM88 74V75H87ZM180 74V75H179ZM187 76V78L185 77V75ZM189 76H188V75ZM190 74L194 77V78H190L189 79V77H190ZM20 75V76H19ZM35 75V76H34ZM43 75V76H42ZM71 75H73V76H71ZM83 75H87L86 77L85 76H83ZM99 75V76H98ZM113 75V76H112ZM184 76L183 78H181L182 76ZM196 75V76H195ZM35 78H34V77ZM41 76V77H40ZM53 76H55V77H53ZM70 78H69V77ZM89 76V77H88ZM115 76V77H114ZM191 76V77H192ZM203 76V77H202ZM207 76V77H206ZM44 79H43V78ZM66 77V78H65ZM73 79H72V78ZM85 77V78H84ZM103 77V78H102ZM200 77V78H199ZM236 77H234L235 78V80H236V84L237 85H240L239 84V81H237V79H236ZM31 78H34L32 81H31ZM42 78V79H41ZM61 78H62V80H61ZM102 78V79H101ZM114 78V79H113ZM197 78V79H196ZM207 80H209V84L206 82V79ZM39 79H40V81H39ZM67 79H68V81H70L71 79V81H70V83L67 81ZM82 79V80H81ZM113 79V80H112ZM194 79V80H193ZM25 80H26V83H25ZM42 80V81H41ZM48 80V81H47ZM55 81V82H51V81ZM84 80V81H83ZM193 80V81H192ZM197 80V81H196ZM212 80H213V82H212ZM60 81V82H59ZM74 81V82H73ZM107 81H109V82H107ZM179 81V82H178ZM181 81V82H180ZM192 81V82H191ZM197 83H196V82ZM29 82H34V85H32V87L29 85ZM41 82V83H40ZM67 82V83H66ZM98 82V83H97ZM172 82V83H173ZM204 82H205V84H204ZM238 82V83H237ZM23 83L24 84H26V86L25 85H23ZM47 83V84H46ZM53 83V84H52ZM56 85H55V84ZM59 83V84H58ZM107 83H109V84H107ZM177 83V84H176ZM179 83H181V84H179ZM188 83H189V85H188ZM201 83V84H200ZM40 84V85H39ZM65 84V85H64ZM69 84V85H68ZM76 86H75V85ZM80 84V85H79ZM103 84V85H102ZM112 84V85H111ZM28 85V86H27ZM53 85V86H52ZM70 85L72 86V87H70ZM188 85V86H187ZM202 85V86H201ZM29 86L31 87V88H29ZM39 86V87H38ZM52 86V87H51ZM55 86V87H54ZM35 87H38L40 90L39 91H41L42 93H43V95H41L40 93H39V95H38V93H33L32 92V90H33V88H35ZM57 87V88H56ZM114 87H115V85H114ZM178 87H180V88H178ZM213 87V88H212ZM47 88V89H46ZM101 88V89H100ZM106 88V89H105ZM113 88V89H112ZM173 88V89H174ZM187 88V89H186ZM189 88V89H188ZM45 89V90H44ZM54 89V90H53ZM57 89V90H56ZM215 89V90H214ZM72 90V91H71ZM100 90H102V91H100ZM106 92H105V91ZM169 89H167V91L165 92L166 93V96H167V93L170 95V97L168 98V96H167V100L171 103L172 101L174 102H172V105H176L177 106V101H178V99H179V96H178V93H180L181 92V90L179 91V92H177L176 94H174V93H172L174 90H172V89H170V92L168 91ZM220 90V91H219ZM55 91V92H54ZM57 91V92H56ZM104 91V92H103ZM190 91H191V94L193 95H191L190 94ZM209 91V92H208ZM218 91V92H217ZM31 92V93H30ZM112 92H113V94H112ZM221 92H223V90L221 91ZM25 93V94H26ZM53 93H55L56 95L54 96V94ZM61 93V94H60ZM65 93H67V94H65ZM99 93V94H98ZM188 93V94H187ZM203 93H204V96L205 97H208V98H203L204 96H203ZM53 94V95H52ZM57 94H58V96H57ZM100 94H102V95H100ZM175 95V96H173V95ZM201 94H202V96H201ZM63 95V96H62ZM67 95V96H66ZM73 96V98H72V96ZM100 95V96H99ZM114 95V96H113ZM180 95V94H179ZM39 96H41V97H39ZM44 96V97H43ZM54 96V97H53ZM178 96V97H177ZM199 96V97H198ZM112 97V98H111ZM190 97L192 98V102H190L191 101V99H190ZM38 98H39V100H38ZM41 98V99H40ZM45 98V99H44ZM195 98V99H194ZM201 98V99H200ZM211 98V99H210ZM48 99V100H47ZM67 99V100H66ZM71 99H72V101H71ZM101 99V100H100ZM103 99H104V101H103ZM114 99V100H113ZM172 99V100H171ZM174 99V100H173ZM189 99V101H187ZM42 102H41V101ZM61 100V101H60ZM63 100V101H62ZM74 100H75V98H74ZM171 100V101H170ZM199 100H200V102H202L201 104H200V102H199ZM202 100V101H201ZM54 103H53V102ZM101 101V102H100ZM107 101V102H106ZM115 101V102H114ZM215 101H216V103H215ZM63 102V103H62ZM104 102V103H103ZM198 102V103H197ZM41 103V104H40ZM53 103V104H52ZM58 103H59V106H58ZM116 103V104H115ZM43 104V105H42ZM61 104V105H60ZM129 104V103H128ZM194 104H196V108L195 107H193V105ZM54 107H53V106ZM102 105V106H101ZM107 105L109 106V107H107ZM115 105H117V106H115ZM39 106V107H38ZM43 106V107H42ZM57 106V107H56ZM67 106V107H66ZM189 106H192V107H189ZM204 106H205V104H204ZM217 106V105H216ZM2 107V106H1ZM56 107V108H55ZM113 107H116V108H113ZM125 107H126V109H125ZM127 107H128V109H127ZM186 107H187V109H188V107H189V111L186 109ZM201 109H200V108ZM77 108V107H76ZM125 110H124V109ZM175 108H177V107H175ZM174 108V109H175ZM35 109V110H34ZM78 109V108H77ZM112 109V110H111ZM118 109H119V111H118ZM192 109H195V110H192L193 112L191 113L190 111ZM198 109V110H197ZM2 110V112H0V114L1 113H3V117H2V114L0 115V123H6V124H8V122H9V124H10V119L7 117L9 114L7 113V112H9L7 109H6V106H4V107H2L1 109H0V111ZM7 112H6V111ZM48 110V111H47ZM106 110V111H105ZM128 110V111H127ZM176 111H177V109H175ZM174 110V114H175V111ZM200 110V111H199ZM60 111V112H59ZM67 111V112H66ZM190 112V114L188 113V112ZM203 111V110H202ZM5 112V113H4ZM53 112H55V113H53ZM59 112V115L57 114ZM98 112V113H97ZM117 112V113H116ZM127 112V113H126ZM198 112H200V114L198 113ZM6 113H7V115H6ZM49 113H51V114H49ZM62 113V114H61ZM91 113V114H90ZM108 113V114H107ZM113 113V114H114ZM75 115V116H73V115ZM114 114V115H115ZM6 115V116H5ZM58 115V116H57ZM69 115V116H68ZM187 115H190L189 117L187 116ZM104 116V117H103ZM125 116H126V118H125ZM128 116H129V118H128ZM59 117V118H58ZM66 117V118H65ZM75 117V118H74ZM105 117H106V119H105ZM192 117V118H191ZM8 120H7V119ZM98 118L100 119H103V121L100 119V121L102 122L101 123V125H100V122L98 121ZM197 118H198V116H197ZM200 118V117H199ZM198 118V119H199ZM6 119V120H5ZM33 119V118H32ZM57 119V120H56ZM95 121H94V120ZM129 119V120H128ZM186 119V120H187ZM190 119H188L187 121H188V123H189V120ZM2 120L4 121V122H2ZM34 120H36V119H33V120H31L32 122L34 121ZM70 120V121H69ZM73 120H74V122H73ZM126 120H128V121H126ZM200 121H202V119H199ZM199 120H197L195 123H196V125L194 126V127H192V131H194L195 132V135H197V136H195L197 139L195 140L196 142H197V145H193V148H194V158L193 157H191L190 155H189V153L188 152H191L190 151V149H191V147H188V146H190L191 144L189 143V142H191L190 140H192V139H190V137L191 138H195V137H193V135H194V132H191V133H189V135H188V133H184L183 132V138H182V140L181 141H183V142H180V150H181V152H179V153H181L182 155H180L179 156V159H178V161L180 162H178V165L177 166H175V167H172V166H174V160H173V155L171 154V153H169L170 151V148H169V146H170V143H171V137H168V136H171V132H170V134H169V132H168V135H165V137H167V138H164L165 139V141L163 140V142L165 143L164 144V153L162 154V156H161V158L160 159H158L157 161H155V166H153L152 168H151V171H153V172H149L147 175L146 174H144L143 175V177H142V180L143 181H145V183H140V186H139V188H138V190H137V194H136V196H135V198H134V200H133V208L131 209L133 212H135L136 210H137V207H135L136 205L138 206V203L140 204L141 202H143L144 201V203H142L144 206H142V204H140L139 206L141 207V210L142 209H144L145 210V213H144V211H143V213H144V215L145 216H143L142 214H139V216H140V218H143L142 220L140 219V218H137V220L136 221H138V224L140 223V226L141 227H138L139 225H137L136 223V221H133L132 222V220H131V218H127V220H125L124 222H123V224H121L120 225V227H119V229H118V231H117V233L112 237L113 239H114V241L111 243V244H106L105 246L106 247H103L102 249H104V250H102V249H97V253L96 252H94V256L95 257H93L94 259H93V263L94 264H129V262H130V264H160V258L159 257H161L160 256V253H161V255H164V252H166V254H167V256H166V260H169V262L168 261H165V263L166 264H187V263H189L190 264V260H188L187 261V258L188 257H190L189 256V254L187 253V252H189V251H187L188 249L186 248V247H188L190 244H191V240L189 241L188 239H191L192 237H191V233L189 232L190 231V229H189V220H190V217H191V214H192V211H193V206L195 205V203H194V205H193V202H196L195 200V196H196V198H197V193H199L200 191V189H202L201 191H203V189L204 190H209V193H211V195L208 193V191L207 192H204L203 191V193H205V195H206V198H208L209 200H212V202H213V204L214 205H216V207H215V209H216V211L218 212L219 211V209H220V212H218L219 214H223L224 212V216L225 217H223L222 215H220L219 216V214H218V216H216L215 217V221L217 222H215L214 224H217V227H215L216 225H214V232H215V234L217 235V236H219V237H221V241H222V246H224V247H226V248H222V250L223 249H225V250H223V253H227L228 252V254H230V256H232L231 258H232V260H233V263H234V261H236V259H235V252H237V246H235V248L233 247L234 245H236L235 244V240H234V235H233V227H232V225L228 222V224H227V221L229 220V218H228V216L230 217V213L228 212V210L230 209L229 207H230V205L228 204L229 203V200H228V196H227V193L226 194H224L225 193V190H223L222 191V189H225L222 185H221V183H220V181L218 182V183H215V185H214V182L212 181V180H209V178H208V180H206V178H205V176L206 177H208L206 174H207V172L209 173H212V174H215L216 172H217V174H219V170H218V167L216 168V167H214L215 165V163H216V157H215V151H214V149H212L213 148V146H212V142L209 140L210 138L208 137V135H207V130H206V128L204 127L205 125H203L204 123H203V121L200 123L199 122ZM89 121V122H88ZM130 122V123H129ZM191 122V121H190ZM75 123V124H74ZM93 123V124H92ZM125 123H127L126 125H125ZM129 123V124H128ZM194 123V124H195ZM203 123V124H202ZM237 123L238 122H236V123H234L235 124V126H234V129H235V132H236V138H237V140L236 141H233V140H231V146H232V153H233V156L235 157V158H237V161H238V163L239 162H241V163H239L240 164V166L242 165L243 167H242V172H243V176L241 175V181L246 185V184H248V185H246V186H248V188L250 187L251 188V179L252 178H254V180H255V182L257 183V186L260 188V189H257L258 191H262V192H264L263 190H264V158H263V160L261 161L262 162V165H261V163H259V155H258V153L260 154V151H261V147L259 146V140L257 139V150H256V148H255V146H254V136L252 137V134H251V136H250V133H248L249 131H248V129H246L247 127L241 122H239L238 123V125H237ZM33 124V123H32ZM55 124H56V126H55ZM100 125V127L98 126V125ZM60 125V126H59ZM97 125V126H96ZM130 125V127H128ZM70 126H75L74 127V129L73 130H71L72 128L70 127ZM96 126V127H95ZM238 126H239V128H238ZM55 127V128H54ZM71 129H70V128ZM93 127V128H92ZM99 128V129H95V128ZM122 127V126H121ZM59 128V129H58ZM67 128H68V130H67ZM128 128V129H127ZM205 128V129H204ZM55 129V130H54ZM57 129V130H56ZM70 129V130H69ZM170 129L171 128H169V130L168 131H170ZM243 129H244V131H243ZM67 130V131H66ZM97 132H96V131ZM130 130V131H129ZM237 130V131H236ZM48 131V130H47ZM53 131H55V132H53ZM71 131H73V132H71ZM100 131V134L102 135V136H100L99 137V132ZM130 133H129V132ZM57 132V133H56ZM96 132V133H95ZM202 132V133H201ZM71 133H73V135H71ZM127 133V134H126ZM129 133V134H128ZM197 133V134H196ZM200 133H201V136H200ZM19 134V133H18ZM18 134H16V136H17V138H20V134L18 135ZM249 136H248V135ZM33 135V134H32ZM70 135H71V137H70ZM93 135H92V137H91V139L93 138ZM187 137H186V136ZM204 136V137H203ZM207 136V137H206ZM238 136V137H237ZM67 137H69V138H67ZM87 137V136H86ZM184 137H186V138H184ZM203 137V138H202ZM249 137V138H248ZM31 138V137H30ZM187 138L188 139H190V140H187ZM209 138V139H208ZM34 142H35V145L37 146V137H36V135H33V137L31 138ZM61 139H63V140H61ZM68 139V140H67ZM183 139H185V140H183ZM64 140H66V141H64ZM71 140V141H70ZM168 140V141H167ZM239 140V141H238ZM37 141V142H36ZM167 141V142H166ZM187 141H189V142H187ZM200 142H202V143H200ZM68 143V144H67ZM72 143H74V144H72ZM167 143H169V144H167ZM72 144V145H71ZM196 144V143H195ZM205 144H206V147H205ZM34 145V146H35ZM166 145H168V146H166ZM181 145H184V147H186V148H183V146H181ZM66 146V147H65ZM196 146V147H195ZM249 146H251V147H249ZM75 149H74V148ZM167 149H166V148ZM205 147V148H204ZM62 148V149H61ZM67 148V149H66ZM234 148V149H233ZM249 148H251L252 149V151H250V149ZM255 148V149H254ZM260 149V151H259V149ZM64 149V150H63ZM66 149V150H65ZM70 149V150H69ZM186 149V150H185ZM197 149V150H196ZM207 149V150H206ZM68 150V151H67ZM184 150H185V153H184ZM209 150V151H208ZM65 151H66V154H65ZM166 151V152H165ZM213 151V152H212ZM259 151V152H258ZM73 152V154H71ZM187 152V153H186ZM253 153V155L252 156H250V153ZM63 153V154H62ZM173 153V152H172ZM183 153H184V155H183ZM170 154V155H169ZM197 154V155H196ZM234 154H236V155H234ZM248 154H249V156H248ZM60 155H62V156H60ZM67 157H66V156ZM68 155H71V156H68ZM188 155V156H187ZM202 155V156H201ZM245 155V156H244ZM184 156V157H183ZM254 156V157H253ZM69 157V158H68ZM70 157H73V158H71L72 159V161H70L69 162V160H71L70 159ZM165 157V158H164ZM247 158V161L246 160H244V159H246ZM256 157H257V168L256 167H254V164L253 163H255V159H256ZM264 157V156H263ZM68 158V159H67ZM75 158V159H74ZM162 158H163V160H162ZM194 159V161L192 162V160ZM67 159V160H66ZM244 161H243V160ZM248 159H250V161H248ZM162 160V161H161ZM165 160V161H164ZM187 160V161H186ZM241 160V161H240ZM253 160V161H252ZM163 161H164V163H163ZM182 161V162H181ZM247 162V166H245L246 165V162ZM69 162V163H68ZM166 162V163H165ZM189 162V165L187 166V163ZM209 162V163H208ZM248 162H252V167L250 168H247L248 167V165L250 164H248ZM185 163V164H184ZM195 165H194V164ZM244 163H245V165H244ZM67 164V165H66ZM153 164V165H154ZM157 164V165H156ZM162 165L161 167L159 166V165ZM163 164H164V166H163ZM182 164V165H181ZM184 164V165H183ZM192 164V165H191ZM166 165V166H165ZM171 165V166H170ZM198 165V166H197ZM213 165V166H212ZM217 165V164H216ZM251 165H249V166H251ZM71 166V167H70ZM181 166H182V168H181ZM245 166V167H244ZM69 167V168H68ZM164 167V168H163ZM176 167L178 168V170H180V172L182 171V172H185L186 174H188L190 171H192L193 170V172H195L196 173V175H195V173L193 174V175H195V179H194V181H192V182H190L189 184V186H185V182H182V181H180L179 182V184L176 186V187H174V186H172V187H170L169 189H171V188H174L173 189V191H172V189H171V193H170V190H168L167 191V189H166V183H165V179L169 176V175H171L173 172H174V170L176 169ZM194 167V168H193ZM183 168H185V169H183ZM193 168V169H192ZM199 168V169H198ZM161 169V170H160ZM195 169V170H194ZM216 169V170H215ZM248 169V170H247ZM252 169V170H251ZM255 169V170H254ZM185 170V171H184ZM249 170H250V172H251V174H250V172H249ZM69 171H71V170H69ZM69 171H66L65 170V173H64V175H63V179H64V181H71V174H70V172ZM156 171V172H155ZM189 171V172H188ZM201 171V172H200ZM246 171V172H245ZM181 172V173H182ZM192 172V173H193ZM199 172V173H198ZM204 172V173H203ZM215 172V173H214ZM256 172V173H255ZM157 173H160L159 175L157 174ZM168 173V174H167ZM198 173V174H197ZM245 173V174H244ZM253 173V174H252ZM68 175V176H66V175ZM151 174V176L149 177L148 175H150ZM204 175L203 177H202V175ZM153 175H154V177L155 178H153ZM162 175H164V178H163V176ZM166 175V176H165ZM247 175V176H246ZM251 175V176H250ZM252 175H253V177H252ZM67 177V179H65L66 177ZM199 176V177H198ZM147 177V178H146ZM199 179H198V178ZM244 177H245V179H244ZM205 178V179H204ZM158 179V181L159 182H157L156 180ZM168 179L169 178H167L166 180L168 181ZM200 181V182H198V180ZM201 179V180H200ZM141 180V182H143ZM149 180V181H148ZM257 180V181H256ZM202 181V182H201ZM210 183H209V182ZM246 181V182H245ZM249 181H250V183H249ZM151 182H153V184L151 183ZM205 182V183H204ZM154 183L155 184H157L156 185V187L158 186V189L156 190L155 188L156 187H154L153 188V186H155L154 185ZM159 183V184H158ZM199 184V186H197L198 184ZM201 183H202V186H200L201 185ZM206 185H204V184ZM206 183H208V185L206 184ZM152 184V187L150 186ZM160 184L162 185V186H160ZM192 184H197V185H195V186H193ZM210 184H211V188H210ZM68 185H70L71 186V184H70V182H69V184ZM142 185V186H141ZM148 185V186H147ZM191 185L193 186L192 188H191ZM214 185V186H213ZM205 186V187H204ZM222 186V187H221ZM141 187V188H140ZM148 187V188H147ZM159 187H161V188H159ZM179 187H183L182 189H180ZM199 187H201V188H199ZM204 187V188H203ZM210 188V189H206V188ZM12 188V189H11ZM180 189V190H178V189ZM186 188V189H185ZM188 188V189H187ZM194 188H195V190H194ZM196 188H199V190L198 191H196L197 189ZM7 191H6V195H8L9 196V200H6L5 202H4V200H2L4 203H1L2 201H1V197H0V206H2V207H4V206H6V204L8 205V204H15L14 203V199H13V194H14V188L13 187H10L9 189H8V187H7V189H6ZM11 190V191H10ZM147 190H150L151 191V193H149ZM160 190V191H159ZM164 190V191H163ZM184 190V191H183ZM187 190V191H186ZM211 190H213V191H211ZM177 191H178V193H177ZM183 193H182V192ZM191 191H193L194 192V194H192V193H190ZM181 192V193H180ZM153 193V194H152ZM165 194V195H163V194ZM180 193V194H179ZM184 193H186V194H184ZM201 193V192H200ZM223 193V194H222ZM147 194H148V196H149V194L150 195H153V196H149V198L147 197ZM159 194V195H158ZM172 194H174L173 196H174V198L172 197V196H169V195H172ZM181 194H183V195H181ZM188 194V195H187ZM145 195V196H144ZM167 195V196H166ZM189 195H190V197H189ZM219 195H222V197L221 196H219ZM226 197H225V196ZM159 196H160V198H159ZM165 196V197H164ZM169 196V197H168ZM193 196H194V199H193ZM145 197V198H144ZM148 199H147V198ZM150 197H151V199H150ZM164 197V198H163ZM184 197V198H183ZM189 197V198H188ZM225 197V198H224ZM167 198L169 199L170 198V201L173 203H171L170 202V205H169V200H167ZM172 198V199H171ZM191 198V200H193L192 202H191V200H189ZM218 198V199H217ZM227 198V199H226ZM141 199V200H140ZM154 199H155V201H154ZM158 199V200H157ZM176 199H178V200H176ZM186 199H187V201H186ZM221 199H222V202H221ZM225 199L227 200V201H225ZM138 200V201H137ZM143 200V201H142ZM149 200V201H148ZM180 200V201H179ZM145 201H147V203L145 202ZM152 201H154V202H152ZM164 201V202H163ZM176 201H178L179 202V204H178V202H176ZM182 201H183V203H182ZM190 201V202H189ZM214 201H215V203H214ZM216 201H217V203H216ZM226 203V202H228V203H224V202ZM161 202H163V203H161ZM166 202V203H165ZM187 202V203H186ZM135 203V204H134ZM151 203V204H150ZM180 203H181V205H180ZM188 203H190L191 205H193V206H191L190 204H188ZM3 204V205H2ZM147 204H149L148 205V209L146 208H144L145 206H147ZM152 204H154V205H152ZM161 204V205H160ZM183 204V205H182ZM228 204V206L229 207H227V206H225V205H227ZM168 205L170 206V209H169V207H168ZM178 205V206H177ZM180 205V206H179ZM187 205V206H186ZM190 205V206H189ZM152 206V207H151ZM172 206V207H171ZM181 206H182V208H181ZM135 207V208H134ZM168 209H167V208ZM178 207H180L179 209H178ZM189 207H192L191 209H188ZM218 207V208H217ZM227 207V208H226ZM1 208V207H0ZM152 208V209H151ZM174 208V209H173ZM229 208V209H228ZM2 209V208H1ZM0 209V210H1ZM156 209V210H155ZM228 209V210H227ZM130 210V211H131ZM166 210V211H165ZM174 210V211H173ZM178 210V211H177ZM131 211V212H132ZM157 211H158V213H157ZM19 212V211H18ZM132 212V213H133ZM161 212V213H160ZM180 212L183 214V217H182V215L180 214ZM189 212V213H188ZM223 212V213H222ZM155 213V214H154ZM164 213V214H163ZM178 213H179V215H178ZM185 213V214H184ZM16 214V213H15ZM15 214L13 215L14 217H12V220H11V218L10 219H3L4 218V216H3V218H2V215H1V211H0V223H2V224H0V251H2V253H0V256H1V254H5L4 256H3V258L2 257H0V264H38L39 262V264H48V261H49V256L48 255H46V256H44L46 253H42V252H44L43 250H38V247L36 246V244H34V243H32V242H30V240L29 239H27L28 240V242L26 241V240H24V239H18L17 237H15V236H11V235H9V234H11V231L12 230H15V229H18V227H19V213H17L16 215L17 216H15ZM130 214L131 213H129V217H131L133 214H131V216H130ZM175 214V215H174ZM186 214H187V218H185V216H186ZM228 215V216H226V215ZM151 216V218H150V216ZM181 217V219H179V217ZM169 216V217H168ZM221 216H222V218H221ZM255 218L253 217V221H254V223L256 222V224H255V226L257 227L256 229H257V238H256V240H257V264H258V261H259V258H260V255H259V248H260V246H261V244H263L264 243V205L262 206V211H261V213L259 214V211L257 210V212H255ZM260 216V217H259ZM16 217V218H15ZM176 217V218H175ZM189 217V218H188ZM228 219H227V218ZM2 218V219H1ZM183 218H185V219H183ZM218 218H219V220H218ZM225 218V219H224ZM148 219V220H147ZM152 219V221H150ZM226 220V221H224L223 222V220ZM1 220H3V221H1ZM7 220V221H6ZM187 222H185V221ZM218 220V221H217ZM9 221V222H8ZM10 221H11V223H10ZM127 221V222H126ZM146 221V222H145ZM148 221V222H147ZM158 221V222H157ZM175 221V222H174ZM184 221V222H183ZM132 224H131V223ZM154 222H155V224H154ZM160 222V223H159ZM230 222H231V218H230ZM9 224V225H7V224ZM126 223H128V224H126ZM153 223V224H152ZM226 223V226L224 225ZM232 223V222H231ZM125 224V225H124ZM133 224L136 226V228H134L135 226H133ZM150 224V225H149ZM162 224V225H161ZM177 224H179V225H177ZM124 225V226H123ZM131 225V226H130ZM155 225H156V227H155ZM159 225V226H158ZM173 225V226H172ZM177 225V226H176ZM187 225V227L185 228V226ZM231 227H230V226ZM150 226V227H149ZM174 226H176L175 228L177 229V231H175V228H173ZM183 226H184V228H183ZM224 226V227H223ZM228 226H229V228H228ZM17 227V228H16ZM154 227H155V229H154ZM179 227V228H178ZM151 228H152V230H151ZM157 228V229H156ZM167 228V229H166ZM172 230V228H173V231H172V233H170L171 231H170V229ZM221 228H223V229H221ZM227 228V229H226ZM10 229V230H9ZM136 231L135 233H134V230ZM153 229H154V231H153ZM160 231H159V230ZM163 229V230H162ZM179 229V230H178ZM185 229V230H184ZM216 229H217V231H216ZM224 229H226V230H224ZM133 230V231H132ZM184 230V231H183ZM187 230H189V231H187ZM221 230H222V232H221ZM231 232H230V231ZM170 231V232H169ZM175 231V232H174ZM183 233H181V232ZM219 231H220V233H219ZM227 231V232H226ZM140 232V233H139ZM166 232V233H165ZM169 232V233H168ZM232 233V236L230 235V233ZM155 235H154V234ZM161 233V234H160ZM168 233V234H167ZM176 233V234H175ZM185 233V234H184ZM226 233V234H225ZM227 233H228V235H230V236H228L227 237ZM172 234H175L174 236L176 237L175 239H176V245H177V247L179 248H177L176 246L174 247L175 249L174 250H172V251H175V253L173 254V252L172 251H169L168 253H167V244H168V239L171 237V235ZM189 234V235H188ZM178 235V236H177ZM223 235H225V236H223ZM140 236V237H139ZM148 236V237H147ZM167 236H168V238H167ZM189 236H190V238H189ZM185 237V238H184ZM225 237V238H224ZM261 237V238H260ZM6 238V239H5ZM160 238V239H159ZM165 238V239H164ZM230 238H231V240H230ZM15 239V240H14ZM112 239V240H113ZM121 239V240H120ZM150 239V240H149ZM167 239V240H166ZM179 239V240H178ZM232 239H233V241H232ZM263 239V240H262ZM7 240V241H6ZM22 240V241H21ZM24 240V241H23ZM111 240V241H112ZM228 240V241H227ZM2 241V242H1ZM158 241V242H157ZM260 241H261V243H260ZM26 242V243H25ZM223 242H224V244H223ZM228 242H230V243H228ZM259 242V243H258ZM19 243V244H18ZM229 244V246H231V250L226 246L227 244ZM26 244H27V246H26ZM35 246H34V245ZM180 244H182L181 245V248H180ZM28 245H29V247H28ZM108 245V246H107ZM165 245V246H164ZM185 245V246H184ZM162 246V247H161ZM182 246H183V248H182ZM221 246V247H222ZM35 247V248H34ZM5 248V249H4ZM27 248V249H26ZM113 248V249H112ZM165 248V249H164ZM187 250H186V249ZM188 248H190V246L188 247ZM234 248V249H233ZM115 249V250H114ZM165 250L163 253H162V250ZM183 251H182V250ZM236 249V250H235ZM4 250V251H3ZM14 250H15V252H14ZM37 250V251H36ZM112 250V251H111ZM144 250V252H142ZM146 250V251H145ZM180 250V251H179ZM226 250H228V251H226ZM235 250V251H234ZM30 251V252H29ZM41 253H40V252ZM151 251V252H150ZM182 251V252H181ZM231 251V252H230ZM29 252V253H28ZM99 252V253H98ZM101 252V253H100ZM142 252V253H141ZM160 252V253H159ZM171 252V253H170ZM184 252H186V253H184ZM96 253V254H95ZM104 253V254H103ZM148 253V254H147ZM11 254H12V256H11ZM34 254L36 255V256H34ZM99 254V255H98ZM100 254H101V256H100ZM186 254V255H185ZM97 255V256H96ZM132 255V256H131ZM234 255V256H233ZM48 256V257H47ZM99 256L101 257V258H99ZM33 257V258H32ZM105 257V258H104ZM44 258V259H43ZM141 258V259H140ZM157 258H159V261L157 260ZM168 258V259H167ZM221 258V259H220ZM7 259V260H6ZM30 259V260H29ZM43 259V260H42ZM48 259V260H47ZM99 259V260H98ZM131 259H133L134 261H132ZM184 259V260H183ZM190 259V258H189ZM45 260V261H44ZM104 260V261H103ZM136 260V261H135ZM32 263H31V262ZM129 261V262H128ZM139 261H142V263L141 262H139ZM146 261V263H144ZM45 262V263H44ZM133 262V263H132ZM148 262V263H147ZM221 263L222 262V255L221 256H219L218 257V263ZM263 262H264V254H263Z\"/></svg>", "mask_w": 264, "mask_h": 264}]
</instances>
